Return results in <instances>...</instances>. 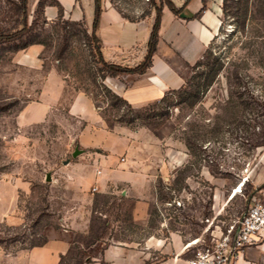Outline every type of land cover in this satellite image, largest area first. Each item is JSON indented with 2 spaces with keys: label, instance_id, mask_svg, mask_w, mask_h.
I'll return each instance as SVG.
<instances>
[{
  "label": "rangeland",
  "instance_id": "374dc122",
  "mask_svg": "<svg viewBox=\"0 0 264 264\" xmlns=\"http://www.w3.org/2000/svg\"><path fill=\"white\" fill-rule=\"evenodd\" d=\"M103 1H112L133 16L150 5V0ZM27 13L31 29L20 38L0 42V179L19 186L14 214L23 216L19 225L26 224L8 230L3 226L8 224L0 222L1 237L21 241L7 250L40 243L60 229L71 233L69 252L60 264H78L79 259L86 263L85 242L92 233L101 234L103 244L140 246L149 235L167 238L170 232H178L185 244H210L252 203V189L264 183V38L253 37L250 24L241 31L226 18L208 44L209 59L188 69L186 79L193 81L194 89L206 82L212 68L210 84L185 101L170 95L165 106L150 110L149 118L141 111L143 119L127 123L119 118L122 107L111 106L102 93L96 95L99 89L88 74L93 62L82 40L84 25L64 26L62 20H71L64 16L47 20L31 10V0ZM13 18L8 0H0V28L10 27ZM258 23L259 33H264L263 22ZM33 41L44 43L38 71L12 60ZM51 68L64 80L60 102L42 122L20 127L19 110L38 99ZM75 91L92 100L104 126L128 130L138 146L148 147L157 162L167 165L155 172L146 225L130 218L132 199L119 191L121 185L97 191L90 183H78L80 173L70 163L78 157L74 155L81 149L78 134L87 120L67 112ZM169 195L173 199L167 201Z\"/></svg>",
  "mask_w": 264,
  "mask_h": 264
},
{
  "label": "crops",
  "instance_id": "0c3cea01",
  "mask_svg": "<svg viewBox=\"0 0 264 264\" xmlns=\"http://www.w3.org/2000/svg\"><path fill=\"white\" fill-rule=\"evenodd\" d=\"M37 1L31 0L32 11ZM171 1L179 9V14L173 13L166 5L162 6L151 66L142 74L123 73L117 77H106L103 81L134 108L151 104L168 90L179 88L188 76V69L202 57L218 32L222 0ZM56 2L62 7L64 17L82 20L87 31H91L94 0ZM57 14L55 5L44 6L43 15L47 20L56 18ZM154 18L155 12L151 10L149 16L130 21L114 5L103 1L95 32L100 39L103 58L123 66L137 65L145 55ZM42 48L39 43L28 44L15 52L12 60L38 71L43 62L40 57ZM63 92L62 76L56 69H49L40 86L38 99L22 106L17 124L23 127L42 122L60 102ZM67 112L87 120L78 134L81 147L75 152L78 157L70 163L73 171L80 173L78 183H90L97 191L121 185L119 191L132 199L133 221L146 225L155 172L167 165L157 162V157L148 151V147L138 146L133 140L134 134L128 130H112L104 126L92 100L84 92L72 93ZM18 188L13 181L0 179V222L8 225L22 223L23 216L14 214ZM70 234L66 229L53 230L43 244L13 251L0 246V264H60L61 256L70 249ZM102 247V241L88 246L91 261L83 264H188L191 257V249L178 232H170L167 238L149 235L140 246L116 242ZM157 255L162 257L149 261ZM231 264H264V241L245 247Z\"/></svg>",
  "mask_w": 264,
  "mask_h": 264
},
{
  "label": "trees",
  "instance_id": "16d2710c",
  "mask_svg": "<svg viewBox=\"0 0 264 264\" xmlns=\"http://www.w3.org/2000/svg\"><path fill=\"white\" fill-rule=\"evenodd\" d=\"M27 2L28 0H8L9 3V8L14 16L12 25L10 27H7L5 29L0 28V42H5V41H11L15 40L17 38H20L23 36L29 29H31V23L28 25L27 22ZM112 4L113 2L110 1ZM163 4H165L173 13L179 14V9L174 5V3L171 0H160V4H156L154 0H150V5L148 8H145L141 11V13L137 16L129 15L120 10L116 5H114L118 11L122 14L123 17L127 18L130 21H136L139 19H143L146 16L150 15V11L153 9L155 12V18L151 27V31L149 34V38L147 41V48L145 55L143 59L135 66L129 67V66H123L120 64H116L113 62H109L105 60L102 56L101 49H100V39L96 35V28L98 26V20H99V15L100 12L102 11V5H103V0H94V17H93V22H92V28L91 31L88 32L87 29L84 26V29H82V36L84 39L83 43L85 46V49L88 52V55L90 57V60L93 62L92 66L88 70V74L91 77V81L96 84V87L99 89L97 94H104V96L108 97L111 101V106L117 107L119 109L122 107V111L119 114V118L123 119L125 118V121L127 123L133 122L135 119L142 118L138 114L141 111H144L147 113L146 117L144 118H149L150 115V110H152L155 107H163L165 106L166 103L170 100L171 96L174 95L177 96L178 98H182L181 100L185 101L188 100L190 97H195L196 94L201 90L200 88L202 87H207L210 82L211 78L213 76L214 70L210 68V71L208 72V79L206 82L202 85L201 83H197L196 87L193 89V81L191 79L185 80L184 83L176 89H170L167 92H165L161 98L157 101H154L151 104H148L146 106L134 108L132 107L124 98H122L120 95L116 94L113 92L108 86L104 84V79L106 77H117L120 74L123 73H137V74H142L146 71L148 67L151 66L152 64V56L154 51L156 50V44L158 41V28H159V22H160V13ZM45 5H55L58 8V14H57V19H61L63 14H62V7L56 0H38L36 4V8L34 10L35 13L41 14L43 17V8ZM221 23L219 26L218 31H221L224 20L226 18H231L234 21V24H236L237 28H239L241 31H244V29L250 24L251 31L253 32V37H262L264 38V33H259V28L256 25H260L258 21H262V27L264 28V0H222L221 4ZM46 20V19H45ZM62 24L65 25H80L83 24L84 22L82 20H62ZM254 24V25H251ZM57 22H54V28L56 27ZM62 26V28H64ZM32 43H39V44H44L42 41H33ZM210 49L209 47L206 48L204 51L202 57L196 61L191 67H195L200 64V60L202 58H205L206 60L209 59L210 57ZM260 64V63H259ZM261 65V64H260ZM259 65V66H260ZM191 78H195V76H191ZM77 89V88H76ZM85 93H87V89H82ZM135 116H134V115ZM133 115V116H131ZM154 116V115H153ZM143 119V118H142ZM246 181L243 182L242 185H245ZM264 186V183L258 187H255L252 189V194L249 196L251 197L255 190L260 189L261 187ZM167 201H170L173 199L172 195H169L168 198H166ZM130 218L131 213H130ZM2 224V223H0ZM25 223L19 225V226H8V225H3L6 227L8 230L9 229H19L25 227ZM90 233H92V229L90 228ZM102 238L101 234L97 233H92L89 236V239L85 242V247L90 246L96 241H100ZM21 242L19 238H12L10 236L6 237H1L0 236V246L4 250L8 249V246L13 244L14 242ZM45 242L42 241L40 243H33L30 244L29 246L23 245L19 246L18 248H23V247H30V246H37L41 245ZM23 243V239H22ZM107 242L103 244V247H105ZM102 247V249H103ZM16 249V248H15ZM69 252V251H68ZM68 252L65 255L61 256L60 263L63 261L65 256L68 254ZM89 258L86 257V262H89ZM83 261L81 259L78 260V264H82ZM145 264H150L149 262H146Z\"/></svg>",
  "mask_w": 264,
  "mask_h": 264
},
{
  "label": "built area",
  "instance_id": "2783aa9c",
  "mask_svg": "<svg viewBox=\"0 0 264 264\" xmlns=\"http://www.w3.org/2000/svg\"><path fill=\"white\" fill-rule=\"evenodd\" d=\"M92 189L96 190L94 186ZM255 191L258 196L253 194L252 203L213 237L210 244L192 246L196 241L186 244L191 249L188 264H231L245 247L264 241V186Z\"/></svg>",
  "mask_w": 264,
  "mask_h": 264
},
{
  "label": "water",
  "instance_id": "95a60500",
  "mask_svg": "<svg viewBox=\"0 0 264 264\" xmlns=\"http://www.w3.org/2000/svg\"><path fill=\"white\" fill-rule=\"evenodd\" d=\"M76 152V151H75ZM76 153H74V155H75Z\"/></svg>",
  "mask_w": 264,
  "mask_h": 264
}]
</instances>
